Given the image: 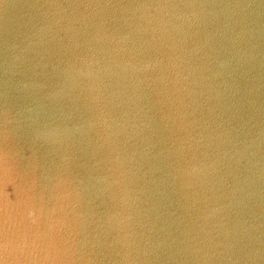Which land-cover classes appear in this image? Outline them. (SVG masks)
Here are the masks:
<instances>
[{"label":"water","instance_id":"95a60500","mask_svg":"<svg viewBox=\"0 0 264 264\" xmlns=\"http://www.w3.org/2000/svg\"><path fill=\"white\" fill-rule=\"evenodd\" d=\"M0 264H264V0H0Z\"/></svg>","mask_w":264,"mask_h":264}]
</instances>
